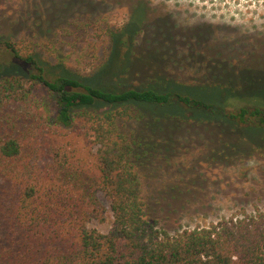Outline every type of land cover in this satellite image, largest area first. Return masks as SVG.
<instances>
[{
  "label": "trees",
  "instance_id": "obj_1",
  "mask_svg": "<svg viewBox=\"0 0 264 264\" xmlns=\"http://www.w3.org/2000/svg\"><path fill=\"white\" fill-rule=\"evenodd\" d=\"M135 24L130 15L123 28L102 31L107 45L88 74L42 58L44 42L0 33L3 65L28 70L0 76V264H264V214L170 234L161 219L190 198L164 195L200 184L147 183L162 154L178 148L165 131L219 135L208 154H242L225 135L262 137L264 99H241L233 84L129 72ZM132 80L141 82L126 86ZM211 93L229 96L205 101ZM100 194L111 213L105 233L89 226L105 221Z\"/></svg>",
  "mask_w": 264,
  "mask_h": 264
},
{
  "label": "rangeland",
  "instance_id": "obj_2",
  "mask_svg": "<svg viewBox=\"0 0 264 264\" xmlns=\"http://www.w3.org/2000/svg\"><path fill=\"white\" fill-rule=\"evenodd\" d=\"M130 15L140 29L134 38V55L125 61L129 72L183 84H233L239 87L241 99L256 94L264 99V0H0V33L12 30L14 40L44 42L46 52L39 51L42 58L64 59L75 72L88 74L107 45L102 31L123 28ZM0 56V76L27 75L23 66L3 65L1 49ZM226 96L203 95L205 101L216 102ZM165 133L178 148L162 154L147 183L160 186L184 179L200 187L191 190L193 194L182 187L164 195L168 200L190 198L174 216L161 219L164 230L174 234L222 219L264 214V135L226 133L225 142L243 153L225 156L208 154L219 135L185 128ZM99 199L105 221L92 220L89 226L105 233L111 213L107 199L101 194Z\"/></svg>",
  "mask_w": 264,
  "mask_h": 264
}]
</instances>
